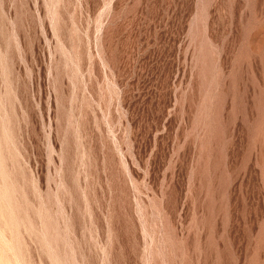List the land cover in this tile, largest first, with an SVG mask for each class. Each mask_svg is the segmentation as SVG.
<instances>
[{
  "label": "rangeland",
  "instance_id": "obj_1",
  "mask_svg": "<svg viewBox=\"0 0 264 264\" xmlns=\"http://www.w3.org/2000/svg\"><path fill=\"white\" fill-rule=\"evenodd\" d=\"M0 248L264 264V0H0Z\"/></svg>",
  "mask_w": 264,
  "mask_h": 264
},
{
  "label": "bare ground",
  "instance_id": "obj_2",
  "mask_svg": "<svg viewBox=\"0 0 264 264\" xmlns=\"http://www.w3.org/2000/svg\"><path fill=\"white\" fill-rule=\"evenodd\" d=\"M1 250H2V249L0 248V251H1ZM3 252H5V251L3 250ZM3 252L1 251L0 254H2ZM4 256H6L5 253L3 254V256L1 255V257L4 258V260L7 259V258L4 257ZM4 260H3V261H4ZM7 261H8V259L6 260V262H7ZM0 262H1V260H0ZM1 263H2V262H1ZM3 264H4V262H3ZM6 264H7V263H6ZM8 264H10V263L8 262Z\"/></svg>",
  "mask_w": 264,
  "mask_h": 264
}]
</instances>
